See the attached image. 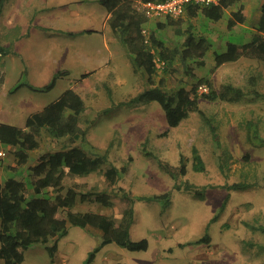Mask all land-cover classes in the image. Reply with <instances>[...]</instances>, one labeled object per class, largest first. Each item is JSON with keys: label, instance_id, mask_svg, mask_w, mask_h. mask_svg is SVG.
Masks as SVG:
<instances>
[{"label": "rangeland", "instance_id": "1", "mask_svg": "<svg viewBox=\"0 0 264 264\" xmlns=\"http://www.w3.org/2000/svg\"><path fill=\"white\" fill-rule=\"evenodd\" d=\"M263 2L242 0L218 22L184 14L180 25H168L167 16H159L151 17L144 27L147 37L153 35L171 48L184 44L189 27L194 35L210 39L213 47L206 55V64L201 67L191 62L195 77L211 78L217 88L232 84L247 93L237 102L200 97V109L217 128L216 140L200 114L193 113L178 127L169 128L157 102L134 108L122 104L150 86L148 75L134 71L127 47L115 36L110 43L114 55L108 70L97 62L101 40L87 33L76 38L80 33L75 32L100 25L98 13L105 9L98 0H4L0 41L8 53L0 56L4 71L0 73V121L24 127L29 115L59 99L67 89L80 94L86 104L80 121L84 134L76 138L75 145L92 158L105 155L108 162L88 176L68 173L62 193L75 188L81 194H107L109 206L95 200L82 202L80 194L71 211L102 214L116 225L123 222L134 201L131 238L149 242L148 250L140 252L106 245L90 264H264V62L242 57L209 73L215 65L214 52H225L228 42L241 45L252 40ZM241 4L246 22L230 31L228 19ZM160 23L166 26L161 28ZM159 67L153 81L158 85L163 79L165 90L190 89L196 81L184 71L179 58L167 70L160 63ZM59 70L69 73L51 91L37 92L27 86L15 91L22 84L44 87ZM84 74L89 75L82 78ZM206 91L202 88L200 95ZM39 140V149L31 152L24 166L18 164L15 148L0 144L2 183L15 177L27 186L28 168L43 154L59 151L65 144L64 138L47 133ZM195 153L206 171L194 169ZM182 157L187 164L184 181L194 189L206 187L204 198L197 197L194 189H175L173 179L159 167L158 160L179 165ZM110 167L120 171L114 184L105 177ZM234 183L248 187L229 189ZM165 194L168 203L152 198ZM101 235L97 228L70 226L57 240L53 259L46 246L55 239L26 249L22 264H85L100 245ZM206 235L210 241H200Z\"/></svg>", "mask_w": 264, "mask_h": 264}, {"label": "trees", "instance_id": "2", "mask_svg": "<svg viewBox=\"0 0 264 264\" xmlns=\"http://www.w3.org/2000/svg\"><path fill=\"white\" fill-rule=\"evenodd\" d=\"M165 0H98V3L108 12V24L116 39L127 47L130 60L135 72L142 71L148 75L150 85L129 101L122 103L131 108L157 102L163 109L169 128L178 127L181 122L191 114H200L210 126L214 139L217 140V128L213 126L205 113L200 109L199 100L203 97L209 101L237 102L247 96V93L232 84H223L215 87L211 78L195 77L191 62L201 67L206 64V55L212 49L213 43L206 37L193 34L188 28L187 37L182 46L169 47L164 41L153 35L147 37L145 25L150 17L140 11L137 3H158ZM242 0H218L215 3L201 5L189 3L185 7L188 18L203 16L211 21H221L227 10L238 5ZM4 0H0V14L3 10ZM261 17L256 26V33L252 40L245 44L228 42L227 50L222 53L214 52L215 65L209 71L213 74L216 69L226 63L236 62L242 57L264 62V2L260 9ZM168 25H180L183 16L178 19L167 17ZM246 22V14L241 4L238 10L233 11L228 19L227 27L231 31L238 25ZM166 25L160 23V27ZM94 31L82 33L91 34ZM74 35V33H68ZM7 48L0 41V54H7ZM179 58L184 71L196 79L192 87H180L171 92L163 88L164 81L155 85L153 78L159 70V63L166 69ZM167 70V69H166ZM66 71H58L44 87H35L22 84L15 91L27 86L37 92H47L55 88L58 80L66 76ZM84 74L82 78H87ZM207 91L200 95V90ZM13 92V91H12ZM257 95L256 91L252 92ZM259 95V94H258ZM86 110L84 99L73 89H67L59 99L44 107L42 110L29 115L24 127L0 122V144L15 148V156L20 166L27 165L31 159V152L39 149V138L47 133L56 139H65L63 149L48 152L39 158V162L28 168V185L15 177L6 182L0 181V260L4 264H22L24 252L29 247L44 243L48 244L55 239L52 245L46 246L49 256L53 259L58 249L57 240L67 234L70 226L80 228L93 227L102 232L101 242L88 256L85 264H90L96 253L106 245L116 244L131 252L147 251L149 242L146 239L134 241L130 235V228L134 218L132 205L125 211L122 223L116 225L108 217L93 213H77L71 209L81 193L75 188H68L63 194L64 179L68 173L78 176H88L101 170L108 162L105 155L90 157L82 148L75 145L76 138L84 134L80 125L81 116ZM166 131L165 134H167ZM264 145V140L261 141ZM194 169L199 172L206 171L205 164L198 153L194 155ZM159 167L174 181V188L193 190L194 187L184 181L187 174V164L182 157L179 165H173L164 160H158ZM222 170L224 166H221ZM120 171L117 167H110L105 172L109 184L117 182ZM244 183H234L229 189H246ZM32 191H31V190ZM205 188L194 189L199 198L205 197ZM54 191V195L49 192ZM130 200L128 195H124ZM153 200L164 199L168 203V195L152 197ZM152 198H141L150 200ZM82 202L95 200L104 206H109L110 198L105 193L90 192L81 194ZM225 204L221 211H223ZM214 218L213 220H216ZM200 241L209 242L210 237L204 236Z\"/></svg>", "mask_w": 264, "mask_h": 264}, {"label": "crops", "instance_id": "3", "mask_svg": "<svg viewBox=\"0 0 264 264\" xmlns=\"http://www.w3.org/2000/svg\"><path fill=\"white\" fill-rule=\"evenodd\" d=\"M98 18L100 19L101 23H100V25H97L95 29H83V30L77 31L75 33L76 34L80 33V35L76 36V38H79V37L83 36L82 32H84V31H88V30L94 31L93 33H91V36H94L96 39L99 38L102 42V48L100 51L97 52L98 57L100 58V59L97 58V62L99 63L98 65H100L101 69L108 70V69H110V63L112 62L111 59L114 55V52H113L112 47L110 45L111 42H114V33H113L110 25H108L109 16H108V12L106 9H105V11H101L100 13H98ZM104 55L106 56L105 58H104ZM1 71L4 72L2 69H1ZM59 71H61V70H59ZM67 72L69 73V71H67ZM5 123H9V122H5ZM9 124H11V123H9Z\"/></svg>", "mask_w": 264, "mask_h": 264}, {"label": "built area", "instance_id": "4", "mask_svg": "<svg viewBox=\"0 0 264 264\" xmlns=\"http://www.w3.org/2000/svg\"><path fill=\"white\" fill-rule=\"evenodd\" d=\"M218 0H165L158 3H137L136 7L145 12L150 18L167 16L179 17L184 15L185 7L189 3H196L201 5H208L215 3ZM2 56V54H0ZM0 73H2L0 69ZM3 153H0L2 155Z\"/></svg>", "mask_w": 264, "mask_h": 264}]
</instances>
